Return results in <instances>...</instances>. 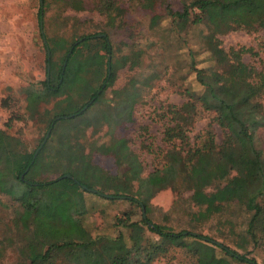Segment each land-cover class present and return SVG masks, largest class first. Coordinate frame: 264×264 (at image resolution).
Returning a JSON list of instances; mask_svg holds the SVG:
<instances>
[{"label":"rangeland","instance_id":"1","mask_svg":"<svg viewBox=\"0 0 264 264\" xmlns=\"http://www.w3.org/2000/svg\"><path fill=\"white\" fill-rule=\"evenodd\" d=\"M46 1L49 15L58 17L60 4L56 0ZM111 1L115 12L110 8ZM107 2L65 0L64 42L57 41L54 48L46 39L48 58L57 62L65 54L67 43L82 35L108 33L112 55L106 56L105 73H110V63L114 60L132 58L136 53L138 65L130 68L128 62L117 69L115 82L105 95L95 98L92 104L88 102L90 106H85L80 113L66 117L64 106L68 103L64 93L37 103L27 100L25 94L27 87L40 88L46 78V49L37 18L39 0H0V188L3 192H0V264L25 263L43 253L51 243L89 242L100 237L115 238L119 233L127 240V230L117 225L118 220L129 217L139 222L142 211L124 197L108 198L112 192L107 190H116L114 186L118 182L110 177L117 176L119 168L114 158L101 155L95 149L112 138L125 139L141 162L142 178H145L165 164V154L170 149L163 141L167 127L183 124L193 144L212 119L211 114L201 111L193 115L181 112L187 101L185 91L200 89L194 70L215 67L203 46L202 37L209 34L207 27L194 26L191 20L183 23L185 28L180 30L177 25L182 23L172 22L165 14L167 7L180 13L182 3L189 0H157L150 9L143 8L137 0H110V14L116 16L111 27L108 18L98 13V7L105 10ZM225 11L228 9H221V13ZM154 16L160 17L156 23H152ZM50 31L51 27L47 31L49 37L53 36ZM218 38L226 51L252 48L259 53L257 60L245 55L244 62L264 67V29L238 30ZM53 66V62L49 63V72ZM149 76L141 98L134 97V93L130 95L133 89L125 87L129 80L137 78L144 83ZM100 85V78L79 55L76 60L63 62L62 77L56 83V87L63 90L65 87L80 91L82 98L98 92ZM122 88L124 90L112 96V90ZM261 102L264 110V96ZM173 112L181 118H175ZM54 118L56 123L50 126ZM109 127L115 128L114 131ZM213 129L219 143L221 132L216 126ZM46 133L48 137L43 142ZM257 139L264 152V131L258 132ZM34 151L36 161L32 170L35 168L34 173L38 174L36 180L50 182L69 176L87 191L66 182L44 186L31 193L25 191L17 175ZM127 154L129 150L124 156ZM190 195L179 183L155 187L148 199L147 216L175 232L197 230L240 254L248 252L258 264H264L260 248L250 246L243 251L236 247L241 243L237 233L244 230L249 219L246 211L233 204L198 227L190 221L191 213L196 211ZM17 198L38 199L40 211L35 215L26 213L14 200ZM145 237L155 239L147 231ZM215 251L217 259L212 264H244L222 254L220 248L216 247ZM152 264H195V258L187 251L171 248Z\"/></svg>","mask_w":264,"mask_h":264},{"label":"trees","instance_id":"2","mask_svg":"<svg viewBox=\"0 0 264 264\" xmlns=\"http://www.w3.org/2000/svg\"><path fill=\"white\" fill-rule=\"evenodd\" d=\"M59 1L65 3V0ZM107 1L105 10L98 7V13L108 18L110 26L115 23L116 16L110 14V0ZM137 1L146 9L152 8L157 2V0ZM44 7L47 9L49 3L46 0H39L37 18L41 34H43ZM110 8L115 12L112 1ZM221 9L228 11L221 13ZM165 14L172 22L182 23L180 26L177 25L180 30L185 28L183 23L192 20L194 26L204 24L209 31L208 35L202 37V41L215 67L194 70L200 89L185 91L187 101L181 109V112L189 115L200 111L211 114L212 119L206 130L198 136V142L191 144L187 132L183 130L185 127L183 124L167 127L163 133V141L170 149L165 154V164L145 178H142L141 162L125 139L112 138L109 143L98 146L95 151L114 158L119 168L117 176L110 177L118 182L114 186L116 190H107L112 192V196L108 198L124 197L136 204L142 211L141 221H131L129 217L118 220L117 225L127 230V240L123 233H119L115 238L100 237L89 242L51 243L43 253L32 256L29 261L22 264H60V262L152 264L156 258L165 255L171 248L187 251L195 258V264H212L217 259L216 247L232 260L244 264H258L254 258L248 256V252L240 254L197 230L175 232L170 227L151 221L147 215L148 199L152 195V190L161 185L179 183L185 190L191 192L190 201L196 211L191 213L190 221L195 226L206 225L216 216L224 213L230 205H238L249 214V219L244 230L237 233L241 241L236 244L237 249L244 251L252 246L260 248L264 253V152L257 139L258 132L264 131V110L261 102L264 96V67L259 68L244 62L245 55L257 60L259 53L254 52L252 48H232L226 51L221 47L218 38L220 35L238 30L247 32L263 30L264 0H189L182 3L180 13L173 12L167 7ZM156 20H160V17L154 16L152 23H156ZM102 35L98 37V34H86L67 43L65 54L57 62L50 61L46 53V75L47 64L51 62L54 64L53 68H50L48 81L45 78L40 88L27 87L25 89L27 100L32 103L47 102L50 98L64 93L68 103L64 106V116L67 117L72 113H80L85 106H90L88 102L92 104L101 95H105L107 89L115 82L116 70L128 62L130 68L136 67L139 55L136 53L132 58L126 56L114 60L110 63V73L107 71L105 73L104 68L108 66L106 56L111 57L112 47L109 34ZM78 55L82 61H87L93 74L101 80L98 92L85 95L83 98L80 97L78 90H69L65 87L63 90L56 87V83L62 77L63 62L71 58L76 60ZM149 78L151 77H146L144 83L132 78L125 87H131L133 90L130 95L134 93L133 96L138 98L143 94ZM124 88L112 90V96H116V93ZM173 114L175 118H181L178 117L177 112ZM55 123L56 118L50 122V126ZM124 123L129 122L122 124ZM213 126L218 127L221 132L219 143ZM94 129L99 128L94 127ZM108 129L114 131L115 128ZM176 142L178 144H175ZM126 150H129V154L124 156ZM35 151L17 175V180L26 189L25 191L31 193L41 187L64 182L81 188L79 182L62 176L50 182L36 180L38 174L34 173L35 168L32 170L36 161L33 157ZM88 156L91 159L90 153ZM0 192H2L1 188ZM14 200L26 213L35 215L40 211V203L36 198ZM146 231L155 239L149 240L145 237Z\"/></svg>","mask_w":264,"mask_h":264},{"label":"crops","instance_id":"3","mask_svg":"<svg viewBox=\"0 0 264 264\" xmlns=\"http://www.w3.org/2000/svg\"><path fill=\"white\" fill-rule=\"evenodd\" d=\"M58 4H60L58 6V10L61 12V14L58 17H55L54 15L48 13V11L50 10L49 7L46 9H44V17H43V34H41L42 36V41L44 44V47L46 49L47 47V43H46V39H49L51 47L57 48L56 46V42L57 41H63L64 42V2L63 1H56ZM59 18V20H58ZM58 20V21H57ZM49 25V26H48ZM52 29L51 35L53 36H48L47 35V31L48 29ZM47 30V31H46ZM50 34V33H49ZM46 35V36H45ZM60 35V36H58ZM44 38V40H43ZM47 53V51H46ZM58 53H56L55 55H57Z\"/></svg>","mask_w":264,"mask_h":264},{"label":"water","instance_id":"4","mask_svg":"<svg viewBox=\"0 0 264 264\" xmlns=\"http://www.w3.org/2000/svg\"><path fill=\"white\" fill-rule=\"evenodd\" d=\"M98 36L101 37V36H103V35H98ZM43 40H44V38H43ZM47 50H48V49H47V47H46V51H47ZM47 57H48V52H47ZM48 59H49V58H48ZM48 65H49V64H47V69H46V71H47L46 80H47V81H48V74H49ZM47 137H48V133H46L43 142L46 140ZM41 145H42V143H41ZM41 145H40V147H41ZM40 147H39V149H40ZM66 177H67V178H70L69 176H66ZM81 189L86 190L85 187H81ZM86 191H87V190H86ZM89 192H90V191H89ZM93 193H95V192H93Z\"/></svg>","mask_w":264,"mask_h":264}]
</instances>
